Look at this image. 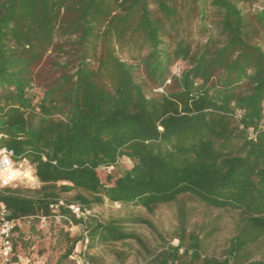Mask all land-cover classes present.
<instances>
[{
    "label": "trees",
    "instance_id": "16d2710c",
    "mask_svg": "<svg viewBox=\"0 0 264 264\" xmlns=\"http://www.w3.org/2000/svg\"><path fill=\"white\" fill-rule=\"evenodd\" d=\"M2 149L39 184L0 190L14 264H27L21 223L55 206L81 234L61 235L54 264H71L84 235L88 264H125L132 244L150 264H264L251 252L264 247V0H0ZM186 200L239 216L221 257L187 233ZM105 201L148 214L177 205L178 244L148 248L132 229H154L142 216L68 208ZM98 246L110 263L90 253Z\"/></svg>",
    "mask_w": 264,
    "mask_h": 264
},
{
    "label": "rangeland",
    "instance_id": "374dc122",
    "mask_svg": "<svg viewBox=\"0 0 264 264\" xmlns=\"http://www.w3.org/2000/svg\"><path fill=\"white\" fill-rule=\"evenodd\" d=\"M258 5H243L244 13H253L259 9ZM180 66H176L173 72H180ZM166 84H168L166 82ZM120 165L123 168L129 169L132 164L125 158L121 159ZM21 173L30 171L33 177V171L26 162H21L16 165ZM111 169H101L99 175L103 177ZM34 178V177H33ZM17 186L29 189H37L38 182L34 178L33 181H28L20 176ZM68 197V196H66ZM183 208L186 212V231L194 234L199 241L201 255L209 257H221L229 244V240L235 235V225L239 220V216L230 211H223L208 208L202 204L192 201H183ZM179 207L175 204L159 206L153 214H148L142 209L122 208L119 205L110 204L107 201L100 207H95L91 210L90 215L98 217L101 221H106L111 218L125 219L131 215L142 216L149 220L154 229H149L145 226H134L132 229L144 240L148 248H155L162 244V239L169 242L171 246L178 244L177 240H172V237L177 228V213ZM53 218L42 222L23 221L21 223L25 228V238L28 239L25 248L19 251V257L23 263L27 264H54L60 248V237L64 233H68L69 237L80 236L81 230L79 226H74L70 222L59 219L56 213H53ZM34 227L33 230H29ZM187 244V243H186ZM119 248V246H118ZM138 251V252H137ZM253 258L258 259L264 252V247L251 250ZM90 253L104 254L106 261L110 263L113 256L106 249L98 246L97 249ZM182 251H179L181 254ZM144 251L135 244H132V252L130 258L125 264H150ZM146 258V259H145ZM188 256L183 258L184 264L187 262Z\"/></svg>",
    "mask_w": 264,
    "mask_h": 264
},
{
    "label": "built area",
    "instance_id": "2783aa9c",
    "mask_svg": "<svg viewBox=\"0 0 264 264\" xmlns=\"http://www.w3.org/2000/svg\"><path fill=\"white\" fill-rule=\"evenodd\" d=\"M174 75H178V73L173 72ZM169 83V81H167ZM251 134V131H249ZM13 154L5 149L0 150V190L4 188L15 187L20 176L5 182V178L9 175L5 169L8 167V164H11L13 171H18L21 173L16 166L17 164L14 162ZM59 205H63L62 202H59ZM75 218H85L86 216H90V212L82 213L77 206L71 205L68 207ZM57 207H53L52 212L56 213ZM59 217V216H58ZM61 219V217H59ZM42 222L45 221L44 218L40 219ZM16 226V222L14 220L8 219V214L4 210V208H0V264H14L13 262V245H12V237L13 232ZM87 237L84 235L83 239L78 242L73 252L71 253L69 260L71 264H88L86 261V252H87Z\"/></svg>",
    "mask_w": 264,
    "mask_h": 264
},
{
    "label": "clouds",
    "instance_id": "9594fccd",
    "mask_svg": "<svg viewBox=\"0 0 264 264\" xmlns=\"http://www.w3.org/2000/svg\"><path fill=\"white\" fill-rule=\"evenodd\" d=\"M5 171L9 173V175H7V177L5 178V182H7L9 180H12V179H14V178H16V177L21 175V173H19L18 171H13L12 170V167H11L10 163L8 164V167L5 169ZM23 175L25 177H28V178L31 179V172L30 171L24 172Z\"/></svg>",
    "mask_w": 264,
    "mask_h": 264
},
{
    "label": "bare ground",
    "instance_id": "6f19581e",
    "mask_svg": "<svg viewBox=\"0 0 264 264\" xmlns=\"http://www.w3.org/2000/svg\"><path fill=\"white\" fill-rule=\"evenodd\" d=\"M26 172V171H25ZM21 174H23V173H21ZM23 178H25V179H27L28 181H33L34 180V178L31 176V179L30 178H28V177H25L24 175H23Z\"/></svg>",
    "mask_w": 264,
    "mask_h": 264
}]
</instances>
